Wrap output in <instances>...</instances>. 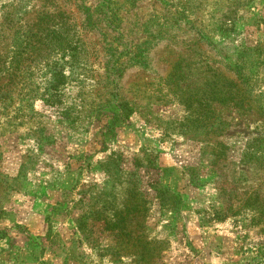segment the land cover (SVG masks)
Here are the masks:
<instances>
[{
    "label": "rangeland",
    "instance_id": "374dc122",
    "mask_svg": "<svg viewBox=\"0 0 264 264\" xmlns=\"http://www.w3.org/2000/svg\"><path fill=\"white\" fill-rule=\"evenodd\" d=\"M212 78L232 98L207 93ZM199 102L219 133L188 127L213 120ZM262 121L264 0H0V264H131L90 222L96 192L122 209L114 154L191 165L214 188L197 218L145 187L152 264H264V212L243 194L264 199V158L241 161Z\"/></svg>",
    "mask_w": 264,
    "mask_h": 264
},
{
    "label": "trees",
    "instance_id": "16d2710c",
    "mask_svg": "<svg viewBox=\"0 0 264 264\" xmlns=\"http://www.w3.org/2000/svg\"><path fill=\"white\" fill-rule=\"evenodd\" d=\"M212 77V76H211ZM211 85V88L207 93L217 95L214 97L216 100H226L232 98V95H227L226 91H223L221 88V78H212L208 82ZM169 90H172V87H169ZM174 91V90H173ZM219 92V95H218ZM186 97H184L185 99ZM187 99V98H186ZM198 104L200 108L199 113H210L212 114L213 120L207 123L205 126H188L191 128H200L205 130L206 132L219 133L221 129H223V122L216 121L218 114L220 111L214 109L213 107L208 110H204L202 106L204 103L199 102ZM207 104V103H206ZM208 105V104H207ZM119 108L120 105H118ZM128 113V106L123 108ZM114 115V114H113ZM98 117V115H97ZM114 115L113 121L115 125ZM95 119V114H94ZM113 123H109L105 125V131H112L114 128ZM261 134L257 137H252L255 143H248L247 150L244 152V158L248 160L250 158L258 157L257 160H262L264 158V121L260 123ZM104 134V133H103ZM253 146L252 149H249ZM115 159L109 158L110 161L115 164L119 169V173L121 174V184H123L122 194L120 199V205L122 209L115 210L111 205L115 203V201H111L109 197H106V194L101 198L98 195L96 196L97 202L101 203L99 208L96 211L100 217L94 219H90V222H98V225L102 227L103 230L109 232L112 242H113V251L118 255L123 251L126 252V257L130 259L129 263L131 264H152L155 258H157V250L159 251V245L161 242L151 238L146 230V218H147V210L149 203L148 193L145 190V187L148 188V192L150 191L154 197V200L157 201L158 204L162 205V193H167L173 199L175 204H179V208L173 209V213H181L186 206V200L184 195L178 191L170 187L166 182L163 174V168L157 166L149 161V164L152 165V169H148V162H144L143 159L138 157H127L124 154H114ZM132 163V167L130 164ZM248 164V161L244 163ZM191 166H187L182 171V178L188 177V182L192 185H198L196 181L193 180L191 174ZM200 184V183H199ZM243 194H247L246 199L247 203L245 207L255 211L258 213L261 211L264 212V199H261L260 189L252 188L251 191L244 192ZM84 197L82 195L81 199ZM86 198V197H85ZM94 204V203H93ZM173 204V206L175 205ZM222 207L219 208L220 212ZM84 223H79V231L81 233H85V221ZM94 248V246L92 247ZM163 252V248H160V253ZM156 253V254H155Z\"/></svg>",
    "mask_w": 264,
    "mask_h": 264
},
{
    "label": "crops",
    "instance_id": "0c3cea01",
    "mask_svg": "<svg viewBox=\"0 0 264 264\" xmlns=\"http://www.w3.org/2000/svg\"><path fill=\"white\" fill-rule=\"evenodd\" d=\"M173 153H175V152L173 151ZM166 156L171 157V159H172L171 161H174L177 158V156L176 155L174 156L172 154V152H170L169 150H167ZM193 156H196V155H193ZM187 166H191V165H182L179 168V170L177 171V173L175 172V168H173V167H167L166 165H162L161 167L163 168V174L165 177V182L170 187H172L173 189L180 191L186 197V206L181 213V217L184 215H186V216L188 215V216H194V217L198 218L199 216L201 217V213H203V211H201L202 209L199 207V205L196 206L194 204L197 201L195 196L196 195L199 196V194L202 193V194L208 196V199L210 200V199L214 198L215 191H214V188L212 186H210L209 184L205 185L204 183H200V184L194 186L188 182V177L182 178V171ZM178 172H179V174H178ZM171 181H174V182H171ZM207 194H209V195H207ZM45 230H47V229L40 230L39 232H36V233L42 235L45 232ZM203 230H204V228L200 229V233H198V236H197V234H194L196 239L192 243L194 246H196V244H199V242L201 240L204 243V245L202 246L201 249H203L206 245L205 241L203 240V238H205ZM31 231H32L31 233L36 234L35 231H33V230H31ZM189 236L191 238H193L190 235V232H189ZM48 253L51 256V258L57 259L59 257L58 255H56L52 251H49ZM52 260H54V259H52ZM206 262H208L207 264L216 263L213 260L212 256L209 258H206ZM200 264H204V261H202Z\"/></svg>",
    "mask_w": 264,
    "mask_h": 264
}]
</instances>
